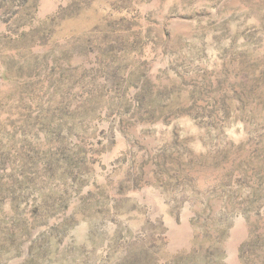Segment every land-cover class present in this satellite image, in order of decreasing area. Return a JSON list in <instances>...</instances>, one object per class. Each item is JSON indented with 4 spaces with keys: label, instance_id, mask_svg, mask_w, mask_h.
<instances>
[{
    "label": "rangeland",
    "instance_id": "374dc122",
    "mask_svg": "<svg viewBox=\"0 0 264 264\" xmlns=\"http://www.w3.org/2000/svg\"><path fill=\"white\" fill-rule=\"evenodd\" d=\"M0 264H264V0H0Z\"/></svg>",
    "mask_w": 264,
    "mask_h": 264
}]
</instances>
